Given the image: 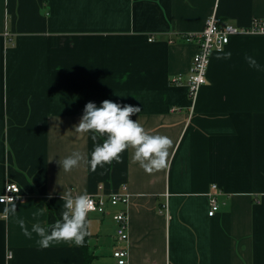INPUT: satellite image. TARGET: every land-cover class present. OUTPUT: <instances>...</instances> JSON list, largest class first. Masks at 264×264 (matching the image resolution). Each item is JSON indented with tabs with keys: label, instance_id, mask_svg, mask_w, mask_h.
<instances>
[{
	"label": "crops",
	"instance_id": "1",
	"mask_svg": "<svg viewBox=\"0 0 264 264\" xmlns=\"http://www.w3.org/2000/svg\"><path fill=\"white\" fill-rule=\"evenodd\" d=\"M212 15L248 25L264 18V0H0V194L13 182L26 196L0 203V264H85L82 246L41 249L19 221L47 228L66 192L123 184L128 264H264V34L232 35L212 53L193 113L186 84L172 82L199 49L185 36ZM104 100L140 107L131 119L172 140L165 169L146 172L128 148L91 171L92 134L74 126ZM74 151L84 159L65 172L58 162ZM212 184L225 202L213 216ZM87 219L92 264H117L112 217Z\"/></svg>",
	"mask_w": 264,
	"mask_h": 264
},
{
	"label": "clouds",
	"instance_id": "2",
	"mask_svg": "<svg viewBox=\"0 0 264 264\" xmlns=\"http://www.w3.org/2000/svg\"><path fill=\"white\" fill-rule=\"evenodd\" d=\"M231 53H225V59L230 58ZM250 67L260 69L257 61L245 57ZM59 70V69H58ZM57 70V71H58ZM141 111L138 106L118 104L110 100H104L100 106L88 102L83 110L79 123L74 126L77 133H91L94 148L91 159L88 161L91 171L97 167L111 164L113 161L122 162L121 153L126 149L134 150L133 160L148 173L160 171L168 166L169 149L173 142L168 136L149 134L144 127L131 117ZM98 138H104L102 143ZM84 159L79 151H74L70 156L59 161L58 164L65 172L71 171ZM64 201L61 219L47 228L39 223L32 226L31 232L25 227L23 220L19 225L25 236L31 237L36 233L41 249H47L53 242H71L75 246H83L85 237L90 235L88 231V213L93 209V202L87 193L73 196L66 192L61 196ZM16 207L5 208V215L15 213Z\"/></svg>",
	"mask_w": 264,
	"mask_h": 264
},
{
	"label": "built area",
	"instance_id": "3",
	"mask_svg": "<svg viewBox=\"0 0 264 264\" xmlns=\"http://www.w3.org/2000/svg\"><path fill=\"white\" fill-rule=\"evenodd\" d=\"M235 34H264V18L254 17L248 25H235L223 22L216 15L208 18L203 31L190 33L185 36L187 41H195L199 49L194 54L191 67L187 75L182 73L172 77L175 84L185 83L188 88L191 104L190 112L193 113L196 99L202 85L208 81L207 73L210 58L213 52L223 51L229 43L231 36ZM173 111L180 110L179 106L172 107ZM190 113V115H191ZM221 191L217 184H212L210 196L209 215L213 216L220 210L225 202L218 200ZM93 202V209L88 213L110 215L116 224L117 246L113 250V257L117 264L129 262V205L131 192L126 184L111 192H104L103 185L98 186V192L88 194ZM26 196L21 192L18 184L8 182L4 192L0 194V203L23 202ZM88 218V217H87ZM11 256V253L9 254Z\"/></svg>",
	"mask_w": 264,
	"mask_h": 264
},
{
	"label": "trees",
	"instance_id": "4",
	"mask_svg": "<svg viewBox=\"0 0 264 264\" xmlns=\"http://www.w3.org/2000/svg\"><path fill=\"white\" fill-rule=\"evenodd\" d=\"M88 247H89V245H88V236H86L84 245L82 246V248L84 250V254H85V264H92V261L94 260L96 255H94V253H92L88 249Z\"/></svg>",
	"mask_w": 264,
	"mask_h": 264
},
{
	"label": "rangeland",
	"instance_id": "5",
	"mask_svg": "<svg viewBox=\"0 0 264 264\" xmlns=\"http://www.w3.org/2000/svg\"><path fill=\"white\" fill-rule=\"evenodd\" d=\"M116 235V234H115Z\"/></svg>",
	"mask_w": 264,
	"mask_h": 264
}]
</instances>
